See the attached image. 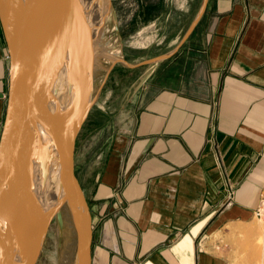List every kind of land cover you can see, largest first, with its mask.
<instances>
[{
    "label": "crops",
    "instance_id": "1",
    "mask_svg": "<svg viewBox=\"0 0 264 264\" xmlns=\"http://www.w3.org/2000/svg\"><path fill=\"white\" fill-rule=\"evenodd\" d=\"M196 24L165 40L95 177L91 264H231L226 226L262 199L264 0H207ZM8 65L0 24V134Z\"/></svg>",
    "mask_w": 264,
    "mask_h": 264
},
{
    "label": "rangeland",
    "instance_id": "2",
    "mask_svg": "<svg viewBox=\"0 0 264 264\" xmlns=\"http://www.w3.org/2000/svg\"><path fill=\"white\" fill-rule=\"evenodd\" d=\"M109 2L110 11L97 38L93 102L84 103L87 114L85 112L74 143V171L88 203H91L92 184L114 147V140L132 124L141 87L139 83L147 80L146 76L154 66L162 64L168 36L179 39L198 33L203 23L199 29L196 23L207 0ZM263 201L264 194L249 218L226 226L223 248L231 264H264L258 256L264 249L261 239L264 237V209H260ZM60 216L61 220L56 216L52 218L35 264L73 263L74 227L64 208H61Z\"/></svg>",
    "mask_w": 264,
    "mask_h": 264
},
{
    "label": "water",
    "instance_id": "3",
    "mask_svg": "<svg viewBox=\"0 0 264 264\" xmlns=\"http://www.w3.org/2000/svg\"><path fill=\"white\" fill-rule=\"evenodd\" d=\"M42 4L59 13L60 25L68 32L85 65V82L93 84L94 67L84 39L56 0H0V24L9 56L0 134V222L10 190L14 188V177L41 176L30 194L31 199L46 188L26 220V233L35 223L37 229L25 264L36 263L52 218L61 220V208L68 211L76 235L72 264H91V214L73 165L75 138L87 112L75 126L64 81L46 54L44 14L39 11ZM34 110L40 113L51 138L52 155L47 170L41 164L29 165L25 159V140ZM58 195L60 199L56 203Z\"/></svg>",
    "mask_w": 264,
    "mask_h": 264
},
{
    "label": "bare ground",
    "instance_id": "4",
    "mask_svg": "<svg viewBox=\"0 0 264 264\" xmlns=\"http://www.w3.org/2000/svg\"><path fill=\"white\" fill-rule=\"evenodd\" d=\"M56 1L83 37L90 55V61L95 68L98 33L101 30L100 26L105 24L110 11L109 0ZM41 6L39 11L44 14L43 29L46 54L64 81L70 117L74 125L78 126L85 116L84 103L91 104L93 102L92 85L85 82V65L78 48L70 40L68 32L60 25L59 13L57 14V11L50 6L44 4ZM44 124L40 113L34 110L32 112V125L25 140V159L29 165L41 164L44 170H47L52 155V143ZM40 177L26 175L24 179H21L20 174L14 177V188L10 190L5 213L0 222V264H25L30 254L35 241L37 223L28 233L25 231V225L31 207L46 190V188L40 190L30 199L31 190L40 180ZM59 199L58 195L56 203ZM260 209L261 211L264 209V201L261 203ZM261 239L264 242V237ZM258 256L264 262V249Z\"/></svg>",
    "mask_w": 264,
    "mask_h": 264
},
{
    "label": "built area",
    "instance_id": "5",
    "mask_svg": "<svg viewBox=\"0 0 264 264\" xmlns=\"http://www.w3.org/2000/svg\"><path fill=\"white\" fill-rule=\"evenodd\" d=\"M231 194H232L231 191H229V197H231Z\"/></svg>",
    "mask_w": 264,
    "mask_h": 264
}]
</instances>
